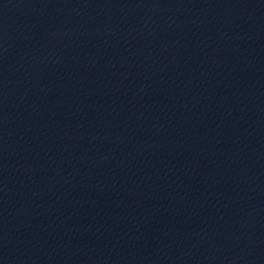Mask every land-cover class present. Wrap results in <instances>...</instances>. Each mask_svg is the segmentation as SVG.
Returning a JSON list of instances; mask_svg holds the SVG:
<instances>
[{
	"label": "water",
	"instance_id": "obj_1",
	"mask_svg": "<svg viewBox=\"0 0 264 264\" xmlns=\"http://www.w3.org/2000/svg\"><path fill=\"white\" fill-rule=\"evenodd\" d=\"M0 264H264V0H0Z\"/></svg>",
	"mask_w": 264,
	"mask_h": 264
}]
</instances>
